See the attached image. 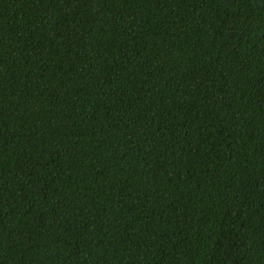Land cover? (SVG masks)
I'll list each match as a JSON object with an SVG mask.
<instances>
[{"label": "trees", "instance_id": "trees-1", "mask_svg": "<svg viewBox=\"0 0 264 264\" xmlns=\"http://www.w3.org/2000/svg\"><path fill=\"white\" fill-rule=\"evenodd\" d=\"M0 264H264V0H0Z\"/></svg>", "mask_w": 264, "mask_h": 264}]
</instances>
